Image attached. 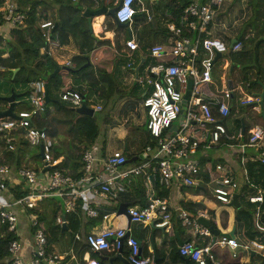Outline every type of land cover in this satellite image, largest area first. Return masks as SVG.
Wrapping results in <instances>:
<instances>
[{
  "label": "built area",
  "instance_id": "built-area-1",
  "mask_svg": "<svg viewBox=\"0 0 264 264\" xmlns=\"http://www.w3.org/2000/svg\"><path fill=\"white\" fill-rule=\"evenodd\" d=\"M76 1V0H72ZM157 0H91L94 8L105 5L108 9L115 8L113 20L118 23H127L132 28L137 13L144 14V23L154 20L153 2ZM226 0H195L188 4L180 14L177 23L174 21L166 24L169 38L165 44L156 43L149 51V56L155 59L154 64L146 68V78L139 81L149 85L142 104L146 109V128L153 139L152 143L145 146L142 153L145 157L141 164L131 168L119 169L126 158L121 153L109 154L104 158L98 156L100 146L94 142L81 156V177H72L63 173L55 166L60 163V157L53 158L55 153V138H51L45 128L37 125V118L52 111L46 102V82L37 78L26 83L25 102L28 109L13 110L16 117H0V224L6 226V231L15 237L9 242V253L5 264H62L63 257L50 252L45 231L40 227L35 212L28 210L37 207L47 197L55 196L63 199V215L70 214L77 207V202L82 201L87 217H96L99 212L100 199L115 201L119 194L126 191V185L132 183L133 176H141L146 186V195L149 200L143 207L135 206L128 209L134 223H153L157 229L169 230L171 227V213L166 199L154 197L151 194L153 181L157 179L160 187L169 188L178 184L185 188L196 187L199 183L198 176L202 161L197 151L204 147L216 145L221 141V136L227 131L223 119L229 116L233 101V90L223 82L222 89L215 95H207L202 90L204 83L212 81L211 67L216 52L224 54L227 50L235 52L242 47V42H236L229 48L222 40L203 36L208 33L216 9ZM27 0H0V36L3 27L20 26L25 19L21 11L22 4ZM169 16L168 12L164 14ZM39 34L43 40L40 47L41 53L48 56L62 48L56 24L52 20L38 21ZM186 32V33H185ZM187 32H191L189 36ZM249 36V35H248ZM246 36V38L248 37ZM130 50H138L139 44L131 37L125 41ZM199 56L201 69L198 67ZM64 65L75 67L68 59ZM189 79L192 87L185 103V114L179 120L181 102L187 90ZM238 97L241 105H248L253 110L259 111V97L252 96L242 91ZM61 101L69 104L73 109L84 103V96L77 88L66 87L59 93ZM89 102V101H88ZM93 108L94 112L100 110L99 105L85 104ZM6 108V107H5ZM4 108V109H5ZM2 109V110H4ZM178 121L176 130H171L173 122ZM211 125L212 130H198L199 126ZM228 137V136H227ZM242 132L238 133V138ZM24 142L25 145H22ZM250 146L257 150L255 161L264 164V125L254 126L243 143L238 144L242 150ZM18 147L25 148L22 153L21 166L16 163L17 158L11 157L10 152H19ZM38 148L36 155L41 160V165L28 162V148ZM41 147V149H40ZM35 158V156H33ZM244 163V159L241 160ZM100 165L102 167L97 180H91L90 174ZM47 167L45 172H42ZM207 175L212 183L214 198L223 205H231L233 194L238 189V181L234 179L225 166L220 163L206 167ZM42 173V177L39 174ZM27 193L17 196V193ZM90 197L96 198L93 203ZM252 203L261 202V196H249ZM99 200V201H98ZM19 213H23L33 228L31 235L22 237L26 229L20 220ZM58 214L57 225L67 224L65 217ZM180 224L191 230L193 236L208 238L207 246L198 247L193 240H185L178 246L180 256L187 258L195 264H220V259L210 249L214 242L219 247L229 248L233 257L237 256L240 242L238 239L225 235L214 237L208 227L197 221L199 216L209 219L206 214H190L186 209L177 211ZM103 218L107 215L103 214ZM258 217V215H257ZM74 239H80L75 234ZM84 242L92 252L114 251L126 249V260L130 264H165L159 262L154 254L143 255L138 240L131 234L129 228H106L98 233L90 232L84 237ZM27 240L32 243L30 256H25ZM241 264H249L243 260L251 252L264 257V242L252 239L244 245ZM86 264H108L100 259H87Z\"/></svg>",
  "mask_w": 264,
  "mask_h": 264
},
{
  "label": "trees",
  "instance_id": "trees-1",
  "mask_svg": "<svg viewBox=\"0 0 264 264\" xmlns=\"http://www.w3.org/2000/svg\"><path fill=\"white\" fill-rule=\"evenodd\" d=\"M193 1L195 0H166V3L161 8L155 7L156 12L161 11V13L155 14L152 23H144V14L137 13L134 19L139 21L138 25L141 27L138 33L141 51L149 54L150 48L154 44L166 43L170 35L167 31L166 24L172 21L177 23L183 9ZM199 1L205 2L207 0ZM253 1L255 2L254 10L250 17L243 23V32L237 35V39L242 42V47L235 52H232L230 49L227 50L223 57L227 55L232 66L236 68L238 73L237 83L241 85L243 91L249 95L257 96L262 91V84L264 85V8L262 14H260L261 9L258 10V6L260 5L258 2L263 1L264 6V0ZM86 7H92L90 0H27L26 3L22 4L21 8V11L25 14V19L21 25L17 27H5L3 35L0 36V67L3 68V71L8 72V80L4 82V89L7 90V95L9 94L10 88L15 89L16 86H24L26 83L37 78H43L45 80L48 87V96L50 98V102L47 104L52 108V111H46L45 114L38 117L37 125L45 128L51 138H56L60 135L63 136V143L65 144V148L63 147L64 157L55 167L59 168L63 173L75 178L83 175L81 163L82 153L96 142L99 129L95 116L90 117L88 115L76 113L69 104L60 100L59 93L63 90H61V88L69 82L70 77H74L75 80L80 83L84 81L87 83L86 91L85 89H78L79 91L82 90L81 93L84 96L85 104H89L88 99H92L94 102L100 99V102L99 100L98 102L103 104L101 99H107L106 88L103 82H105L106 75H108L109 65L111 64L112 66L116 61V54L111 48L109 40H98L89 29L87 19L83 14ZM165 12H168L169 16L163 15ZM109 17L111 18V16ZM45 19L52 20L56 24V29L59 33L62 45H68L72 42L77 48L78 52L71 57V61L75 64L74 68L66 65H58L53 58L49 57L46 53L40 52L43 40L39 34L38 21ZM136 25L137 24H133L135 28ZM111 27L113 30L115 29L117 33H122L125 40L130 37L128 25L117 26L113 23ZM92 28L94 32H100V24H95L94 21L92 23ZM255 29L259 34L257 38H252L250 36H248L249 38L247 39L244 38L246 33L250 35L251 31ZM187 34L192 36L191 32H187ZM8 35L9 37L6 38ZM98 47H103V50L101 56L97 58L96 53ZM5 53H7L6 57H4ZM202 58V56H199L197 60L200 69V60ZM153 59L154 58H152V60ZM223 62V58H219L213 63L211 69L214 66L221 68ZM56 67H58L57 73L54 77H50V74ZM15 68H18V70L13 74L12 70ZM2 70H0V72H3ZM95 74L100 77L96 79ZM211 74L212 78L219 83V73L213 75L211 72ZM20 94L25 97L26 91L23 89ZM21 96L17 97L16 101L19 100L18 103L25 105L21 107V109H28L26 102L22 99L24 97ZM238 97H240V95L233 92V101L228 118H233L236 114L240 115L236 120L241 122V129L244 128L242 133L245 135L246 133L248 134L250 127L246 125L244 114L250 106L238 103ZM234 102H237V104ZM4 103L6 104V102ZM18 103H16V105ZM256 115L262 121V125H264V115H262V111L258 112ZM228 118L225 119L224 122H226ZM252 121H254L253 118ZM152 142L153 139L147 131L143 144L141 145L142 150L147 144ZM22 145H25L24 142H22ZM18 151V153L17 151L10 152V156H15L17 158L16 163L20 164L22 153L25 151V148L21 149L18 147ZM60 154L61 153L55 148L53 158L57 159ZM244 163L249 178L256 187L261 190L263 189L262 195L264 197V164L255 160L246 161L245 159ZM152 183L157 189L155 197L164 198L168 195L166 188L158 185L157 179ZM244 188H246V185ZM133 189L134 195L138 196L140 199L141 207L145 206L146 202L142 201L144 199L143 193L145 189L142 187L140 179L134 181ZM26 193V191L19 192L17 196L19 197ZM251 193H255V190H252ZM249 195L248 192L239 195V207L235 208V218L243 225V235L245 238L249 240L259 238L257 240L264 242V232L257 230L253 224L255 204L249 201ZM80 203L81 201H78L76 209L64 216L61 198L51 196L44 198L37 207L28 210V212L31 214L35 212L40 227L47 235L48 243L53 244L57 242L56 240H58L60 236H63L66 231L71 234L77 231L84 215V212L78 207ZM131 204L134 205L135 203L131 202ZM261 211H263L262 220L264 221V203L261 204ZM58 214L63 215L67 220V224H65L66 229H64L62 225L56 224V217ZM19 215L21 222L26 227L22 233V237L31 235V230L33 228L26 217H24L23 213H19ZM102 215L103 214L100 213L99 217L101 218ZM209 220L214 225V218H209ZM14 237L15 236L11 232L6 231V226L0 224V264L6 263V259L9 256L7 247ZM207 243L208 238H206L202 244L205 245ZM78 246L79 244H75L74 248L77 249ZM85 249L93 254L96 253L90 250L86 242L80 245L79 251ZM210 249L219 257L220 264H241L240 257L243 255V251L240 249L235 257L231 255L227 247L221 248L214 242L210 243ZM122 254L124 257L126 256L125 248ZM174 255H176L175 259L184 258L179 255L177 249ZM188 261L189 264H195L190 260ZM250 263L264 264V257L255 253L250 258ZM64 264H66V262Z\"/></svg>",
  "mask_w": 264,
  "mask_h": 264
},
{
  "label": "crops",
  "instance_id": "crops-1",
  "mask_svg": "<svg viewBox=\"0 0 264 264\" xmlns=\"http://www.w3.org/2000/svg\"><path fill=\"white\" fill-rule=\"evenodd\" d=\"M144 1L148 2L149 0ZM165 3L166 0H158L152 3L154 18L156 13H161V11L156 12L155 7L157 6L161 8ZM254 3L255 2L253 0H226L216 9L213 20L208 26V33L203 35H207V37L210 38L220 39L229 47L231 41L233 39H237V35L243 32V23L245 22L244 18L250 17L252 11L254 10ZM100 7L101 6L98 8ZM107 17H109L107 14H101L98 17L94 16V23L100 24V32L96 33L92 28L93 35L98 40H109L111 48L116 54V61L112 66L111 64L109 65V71L107 72L108 75H106L105 82H103V85L106 88L107 99H101L103 104H100V99L96 98L97 102L98 100L99 102L97 103L95 101L96 103H93V105H99L101 107L100 110L95 111L100 112L98 118L96 119L99 129V135L96 142L100 146V152L98 156L101 158H104L109 154L121 153L127 160L131 157L140 155L143 151L141 145L143 144V140L147 132V114L142 101L145 97L146 91H148L150 87L145 82L141 83L139 79L146 78V68L150 64H154L155 60H152L149 54L141 51L140 47L138 50H130L125 45V41L131 37H133L136 42H138V44L140 43L138 37V33L141 30V27L138 25L139 21L135 20L134 24H137L136 28L135 26H132L131 30L128 28L130 37L126 40L122 39L123 42H120L118 36L122 35V33H117L115 29H112V27L105 28L104 30L105 19ZM4 28L5 27H3V29ZM101 33L104 34V38L99 37L98 34ZM248 35L249 34L246 33L244 38H249H246ZM8 37L9 35L6 36V38ZM250 37H253V31H251ZM68 45L72 46L73 48L72 54L65 55V50H61L59 52L51 51L49 57L53 58V60L58 65H64L66 60L71 59V57L78 52L77 48L72 42ZM102 50L103 47H98V51L96 53L97 58L101 56ZM4 55L7 56V53ZM56 55H59L60 59L57 58ZM224 55L225 54H222L221 56L224 60L222 67L220 68L214 66L211 69L213 75L219 73L220 82L217 83L212 78L211 82L204 83L202 85V90L209 96L215 95L222 89L223 82L227 81V86L230 87L234 93L242 96L243 94L240 92V88L242 91L243 89L241 85L237 83L238 73L236 68L232 66L228 56L226 55L223 57ZM137 66H139V68L136 72L135 69ZM99 77L100 76L95 74L96 79ZM86 86V81L80 83L75 80L74 77H70L69 82L63 86L61 90L66 87H74L77 89H85L86 91ZM90 100L91 99H88L89 102ZM237 102L234 103L237 104ZM260 111H262L261 106L258 112ZM258 112H250V109L247 108V112L244 114L246 125L250 127L248 134L254 126L262 124L256 115ZM239 117L240 115L236 114L233 118L229 117L226 122H224V120L227 119V117L224 118L223 124L226 128L228 137L223 135L221 136V141L218 144L204 147L197 151L202 164L198 176L199 183L196 187L185 188L178 184H172L166 189L168 195L164 197V199H166L169 212L171 213V227L169 230L166 231L162 229L151 228L149 223H134L132 221H128L126 216L117 214L118 205L120 203H129V208L135 206L141 207L140 199L138 196L134 195L133 183L134 181L140 179V183L144 188V182L142 177L133 176L132 183L126 185V191L119 194L115 201L100 199L101 204L98 212L99 214H106V218H100L99 214L96 217H87L86 215H83L77 231L73 234H68L69 236L67 235L68 231H66L63 236H60L59 239L56 240L57 242L53 244L48 243L49 251L62 256L64 258L62 264L65 262L66 264H86L88 258L100 259L101 257H109L112 259V261H106L108 264H125L124 262L115 258L118 253L114 251H104L99 253L96 252L94 254L89 250L86 251V249L79 251L80 245L85 244L83 237L86 234L90 232L98 233L109 227L114 229L125 227L129 228L131 234L138 240L141 253L143 255L153 253L159 262H164L165 264H183L184 260L182 258H180L181 260L175 259L176 255H174L179 244L185 240H193L198 247H205L207 244L203 245L202 243L207 237L193 236L191 230L183 227L180 224L176 214L181 208L186 209L190 214L195 216H197L198 213H203L210 218H214L213 226L220 233H227L233 229L234 236L240 242L239 249L242 250L247 241H249V239L245 238L243 235V225L241 222L236 220L234 207L231 205H223L214 198L212 192L213 185L210 182L206 171L207 166L212 167L214 163H220L225 166L226 170L231 173L232 177L238 181L239 185L236 191L238 197L240 194L243 195L247 192L250 194L249 196L262 197L261 202L253 203L255 204L253 224L257 230L264 232V223L262 220L263 211H261V204L264 203V197L262 195L263 189L261 190L260 188L256 187V185L248 176L245 163L240 162V160L243 159L246 161H254V158L257 156V150L250 146L244 147L243 150L238 147V144L245 142L248 136L247 133L245 135L242 133V137L238 138V133L242 132L244 129H241V122L236 120ZM252 118L256 122L252 121ZM197 129L200 131L212 130V126L207 124L205 126H199ZM55 141L56 148L57 146H60V140L58 137H56ZM56 149L59 153H61L59 157L60 160H62L64 157V151L60 147ZM131 164L132 163L125 162L119 169L124 170L131 168L134 166ZM100 168L102 167L98 165L96 169L90 174L92 181L97 180L99 172L101 171ZM245 185L246 188H244ZM252 190H255V193H251ZM156 193L157 189L153 185L151 187V194L155 197ZM143 196L144 199L142 201L147 203L149 198L146 195V191L143 193ZM89 198L92 203L93 200H96V198L90 196ZM61 200L63 205V199ZM131 202H134L135 204L132 205ZM78 207L85 214L82 201ZM75 234L79 235L80 239H74ZM26 243L28 244H26L24 247L25 256L29 257L30 253L32 252V243L29 240H27ZM75 244H79L77 249L74 248ZM253 255L254 254L251 252L250 256H245L243 260L248 261L249 264H252L250 263V258Z\"/></svg>",
  "mask_w": 264,
  "mask_h": 264
},
{
  "label": "water",
  "instance_id": "water-1",
  "mask_svg": "<svg viewBox=\"0 0 264 264\" xmlns=\"http://www.w3.org/2000/svg\"><path fill=\"white\" fill-rule=\"evenodd\" d=\"M114 11H115V8H110V9H107L105 6H101L100 8L98 9H91V8H85L84 10V16L86 17L87 19V23H88V26H89V29L92 31V18L94 16H99L101 14H107V15H110L111 17L114 16ZM115 24L117 26H126L127 23H118L115 21ZM129 30V29H128ZM236 42V39H233L231 41V43L229 44V48L232 47V45ZM222 56L221 53L219 52H216L215 55H214V58H213V63L216 62L220 57ZM140 66V64H139ZM139 66L136 67L135 71L137 72L138 71V68ZM18 70V68H15L13 69V74ZM58 71V67H56L53 72L50 74V77H54L55 74L57 73ZM192 87V79H189L188 81V85H187V90L183 96V100L181 102V110H180V114H179V117L178 119L179 120H182L183 117H184V114H185V103H186V100L189 96V93H190V89ZM22 94L20 93H16V91L14 90V88H10V91H9V94L8 95H0V101H3V102H6L7 106L4 110H0V117H5V116H11V117H16L15 114L13 113V110L16 106V98L17 97H20ZM257 97H259V105L261 106L262 108V115L264 114V110H263V107H264V85L262 84V91L257 95ZM46 102H50V98L48 96V87L46 85ZM74 111L78 114H84V115H88L90 117L93 116L94 114V110L93 108L91 107H88L85 105V103H82L80 107L78 108H75ZM177 129V126L176 125H173L171 127V130H176ZM41 149V147H40ZM39 156H41V152H39L38 154ZM145 155L144 153H141L140 155L138 156H134V157H131L129 159L126 160L127 163H131L133 161H136L138 158L139 159H144ZM102 168H100L101 170ZM47 170V167L44 168L42 170V172H45ZM39 177H42V173L39 174ZM238 194L235 193L233 194V197H232V201H231V205L234 207V208H238L239 207V202H238ZM129 206L130 204L129 203H120L118 205V209H117V214H122L124 216L127 217V220L130 221L131 220V216L130 214L128 213V209H129ZM197 221L199 223H201L202 225L206 226L209 228V230L211 231V233L214 235V237L218 236V235H225V236H230V237H234V230L232 229L230 232H227V233H220L214 226L213 224L211 223V221L209 219H206L202 216H199L197 218ZM149 225L151 226V228H154L153 226V223H149ZM62 227L64 229H66L65 225H62ZM163 230V228H162ZM239 242V241H238ZM252 254H254V252H252ZM117 259H119L120 261L124 262L125 264H130L126 258L123 256L122 254V249L119 250V253L116 255ZM101 260H104V261H112V259H110L109 257H104V258H100ZM184 259V263L183 264H189V261L187 258H183Z\"/></svg>",
  "mask_w": 264,
  "mask_h": 264
},
{
  "label": "rangeland",
  "instance_id": "rangeland-1",
  "mask_svg": "<svg viewBox=\"0 0 264 264\" xmlns=\"http://www.w3.org/2000/svg\"><path fill=\"white\" fill-rule=\"evenodd\" d=\"M235 3V2H234ZM259 4H260V6L258 7V10L259 9H261L260 10V14H262L263 13V8H264V6H263V1H259L258 2ZM253 12V11H252ZM260 16H263V15H260ZM98 17V16H97ZM93 19L94 18H92V22H93ZM245 20H247L248 18L246 17V18H244ZM113 21H112V19L110 18V17H107L106 19H105V24H104V30H105V28H109V27H111L112 26V23ZM253 31V37L252 38H257L258 36H259V34L257 33V30L255 29V30H252ZM93 32V31H92ZM99 35V37L100 38H104V34L103 33H101V34H98ZM250 36V35H249ZM118 39H119V41L120 42H123L122 41V39H124V37L122 36V35H119L118 36ZM163 44H165V43H163ZM61 50H65V55H69V54H72V50H73V48H72V46H70V45H62V48L59 50V51H61ZM58 51V52H59ZM62 54V53H61ZM5 57H6V55H4ZM57 56V58H59V55H56ZM60 59V58H59ZM64 59H66V58H64ZM3 68H1L0 67V70H2ZM3 71V70H2ZM5 80H8V72L7 71H3V72H0V95H7V90H5L4 89V86H5V84H4V82H5ZM23 87L24 86H22V85H20V86H16L15 87V91H16V93H22V90H23ZM10 91V90H9ZM21 97H24V95H22ZM23 100H25V97H24V99ZM19 102V100H17V103ZM93 103H96V102H94L92 99L90 100V104L91 105H93ZM5 106H6V104L3 102V101H0V109L2 110V109H4L5 108ZM23 106H25L24 104H20V103H18L16 106H15V110L17 111V110H19V109H21V107H23ZM250 109V112H257V111H255V110H253L251 107L249 108ZM100 114V112H95V114H94V116H95V118L97 119L98 118V115ZM228 118V117H227ZM255 121V120H254ZM261 121V120H260ZM177 122L178 121H174L173 122V125H176L177 124ZM256 122V121H255ZM261 123H262V121H261ZM262 125V124H261ZM63 134V133H62ZM58 138H59V140H60V146H57L56 148H61L62 150H63V147L65 148V144L63 143V136H58ZM28 157H27V161L28 162H30L31 164L32 163H34L35 165H37V166H39V165H41V160H40V158L39 157H36V155H38V148H31V147H29L28 148ZM33 156H35V158L33 157ZM22 161H23V156H22V159H21V162H20V164H18V166H21V164H22ZM141 162H142V160L141 159H138V160H136V161H134V162H131L132 164L131 165H139V164H141ZM141 177V176H140ZM144 189H145V184H144ZM263 223H264V221H263ZM70 235V233L69 232H67V235ZM68 235V236H69ZM62 242H64V241H62Z\"/></svg>",
  "mask_w": 264,
  "mask_h": 264
},
{
  "label": "clouds",
  "instance_id": "clouds-1",
  "mask_svg": "<svg viewBox=\"0 0 264 264\" xmlns=\"http://www.w3.org/2000/svg\"><path fill=\"white\" fill-rule=\"evenodd\" d=\"M77 1V0H76ZM91 1V0H90ZM100 6H105V5H100ZM106 7V6H105ZM87 8V7H86ZM98 8V7H97ZM97 8H94L93 6L91 7V9H97ZM107 8V7H106ZM108 9V8H107ZM110 9V8H109ZM85 10V9H84ZM84 14V13H83ZM108 16H110V15H108ZM111 19H112V21H113V23L115 24V21L113 20V17H111ZM6 106H7V104H6ZM5 106V107H6ZM238 198V197H237ZM232 206V205H231ZM233 207V206H232ZM155 228V227H154ZM157 229V228H156ZM101 260V259H100ZM104 261V260H103Z\"/></svg>",
  "mask_w": 264,
  "mask_h": 264
}]
</instances>
